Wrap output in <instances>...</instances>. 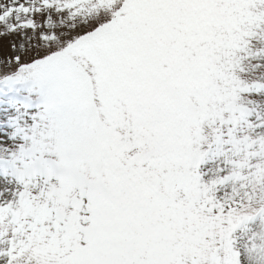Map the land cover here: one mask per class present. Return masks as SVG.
I'll list each match as a JSON object with an SVG mask.
<instances>
[{
  "label": "snow or ice",
  "instance_id": "obj_1",
  "mask_svg": "<svg viewBox=\"0 0 264 264\" xmlns=\"http://www.w3.org/2000/svg\"><path fill=\"white\" fill-rule=\"evenodd\" d=\"M0 264H264V0H0Z\"/></svg>",
  "mask_w": 264,
  "mask_h": 264
}]
</instances>
